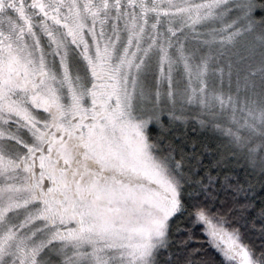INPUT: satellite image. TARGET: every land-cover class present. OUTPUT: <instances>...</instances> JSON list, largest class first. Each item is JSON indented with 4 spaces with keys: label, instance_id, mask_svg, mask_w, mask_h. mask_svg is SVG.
<instances>
[{
    "label": "snow or ice",
    "instance_id": "6c2138e0",
    "mask_svg": "<svg viewBox=\"0 0 264 264\" xmlns=\"http://www.w3.org/2000/svg\"><path fill=\"white\" fill-rule=\"evenodd\" d=\"M201 235L264 264V0H0V264H213Z\"/></svg>",
    "mask_w": 264,
    "mask_h": 264
},
{
    "label": "trees",
    "instance_id": "16d2710c",
    "mask_svg": "<svg viewBox=\"0 0 264 264\" xmlns=\"http://www.w3.org/2000/svg\"><path fill=\"white\" fill-rule=\"evenodd\" d=\"M199 240L201 243H203L205 250L207 251L208 257L213 261V264H219L220 256L216 253L215 249L210 246V244L207 242L206 236H199ZM256 244H259V240H255Z\"/></svg>",
    "mask_w": 264,
    "mask_h": 264
}]
</instances>
